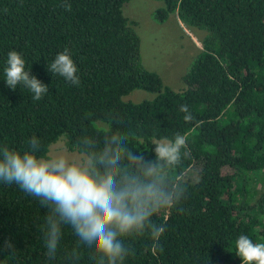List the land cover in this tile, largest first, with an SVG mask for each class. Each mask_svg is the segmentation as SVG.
<instances>
[{
    "label": "trees",
    "instance_id": "1",
    "mask_svg": "<svg viewBox=\"0 0 264 264\" xmlns=\"http://www.w3.org/2000/svg\"><path fill=\"white\" fill-rule=\"evenodd\" d=\"M128 1L69 0L65 11L63 0H0V145L23 151L36 136L38 155L47 156L59 139L78 151L82 136L102 142L111 129L154 159L155 141L187 134L191 155L171 170L186 186L185 197L152 217L166 227L158 247L147 233L126 238L134 254L125 264H242L240 235L264 243V0H159L153 22L176 13L187 28L204 33L176 89L143 64L139 36L123 10ZM65 49L79 86L48 70ZM13 50L48 85L41 100L7 86ZM134 90L151 97L127 99ZM185 104L191 122L179 110ZM193 165L199 168L194 181L185 177ZM46 215L37 198L0 183V264H69L77 237L64 226L50 260ZM5 241L15 250H4ZM81 253L79 264H93L86 246Z\"/></svg>",
    "mask_w": 264,
    "mask_h": 264
},
{
    "label": "clouds",
    "instance_id": "2",
    "mask_svg": "<svg viewBox=\"0 0 264 264\" xmlns=\"http://www.w3.org/2000/svg\"><path fill=\"white\" fill-rule=\"evenodd\" d=\"M62 7L71 11L72 5L63 0ZM48 70L73 85L80 84L68 49L56 55ZM4 73L9 88L22 86L35 101L49 92L48 85L26 70L25 60L14 50L8 53ZM179 110L185 113V122L194 119L188 105ZM26 144L23 151L0 145V183L18 186L47 209L43 238L50 260L57 256L67 225L77 237L76 247L66 257L69 264H79L81 246H86L93 264H125L134 254L126 238L147 233L158 247L166 227L154 223L152 217L175 208L187 192L183 181L171 175L182 158L191 155L187 134L155 141L154 159L131 150L127 138L111 129L105 131L102 142L82 136L73 157L38 155L41 141L36 136ZM3 249L12 252L15 246L5 241ZM236 255L242 264H264V243L254 244L242 234L236 241Z\"/></svg>",
    "mask_w": 264,
    "mask_h": 264
},
{
    "label": "rangeland",
    "instance_id": "3",
    "mask_svg": "<svg viewBox=\"0 0 264 264\" xmlns=\"http://www.w3.org/2000/svg\"><path fill=\"white\" fill-rule=\"evenodd\" d=\"M161 6L159 0H129L124 5V14L133 23L140 40L143 64L159 74L162 81L176 89L181 86V76L189 66L194 54L201 48L203 31L187 28L174 13L163 23H155L151 13ZM151 97L143 90H134L126 98L139 101ZM65 154L70 157L77 150H68L63 139L51 144L47 156ZM199 168L191 166L185 173L189 180H196Z\"/></svg>",
    "mask_w": 264,
    "mask_h": 264
}]
</instances>
